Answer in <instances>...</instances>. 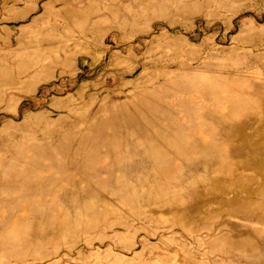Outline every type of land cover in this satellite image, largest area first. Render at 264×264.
Segmentation results:
<instances>
[{"label":"rangeland","instance_id":"374dc122","mask_svg":"<svg viewBox=\"0 0 264 264\" xmlns=\"http://www.w3.org/2000/svg\"><path fill=\"white\" fill-rule=\"evenodd\" d=\"M0 264H264V0H0Z\"/></svg>","mask_w":264,"mask_h":264}]
</instances>
